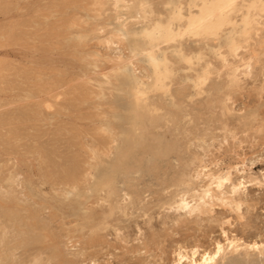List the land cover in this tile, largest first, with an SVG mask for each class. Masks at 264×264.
Returning a JSON list of instances; mask_svg holds the SVG:
<instances>
[{"label":"rangeland","instance_id":"374dc122","mask_svg":"<svg viewBox=\"0 0 264 264\" xmlns=\"http://www.w3.org/2000/svg\"><path fill=\"white\" fill-rule=\"evenodd\" d=\"M174 1L186 3L0 0V264H27L37 250V264H173L178 251L226 238L264 244V0L249 11V35L237 23L178 37L187 59L171 56L167 92L136 105L148 64L130 31L171 18ZM230 3L239 20L244 0ZM230 28L238 57L257 47L237 87L221 62L234 60ZM126 141L130 162L115 170ZM155 146L166 154L154 156ZM201 164L237 167L231 178L244 187L204 212L176 211ZM215 264H264V250L225 252Z\"/></svg>","mask_w":264,"mask_h":264},{"label":"bare ground","instance_id":"6f19581e","mask_svg":"<svg viewBox=\"0 0 264 264\" xmlns=\"http://www.w3.org/2000/svg\"><path fill=\"white\" fill-rule=\"evenodd\" d=\"M122 2H123V0H114L115 4L122 3ZM185 2L186 3L183 4L182 2H177V1L175 2L174 1L173 5H172L173 16L169 19L167 18L165 20V22L162 21V18L160 17V15L156 16V18H154V19L150 18L148 20L145 19L147 16L143 15L142 18L147 20V21L144 20L141 28L138 31H130V33H132L133 35H135V36L138 35L139 37H142V39L144 40V43H143L144 46H142L140 48L138 54L141 55L143 57V60L146 61L148 64L147 74L145 77H143L144 79H142V80L146 79V81H141V80L138 81L135 78V83L139 87L137 90L134 91V97L136 99L135 100L136 105H139L140 103L142 104L143 102L146 103L145 102L146 99H144L142 97L150 91H154V90L158 89V90L162 91L163 93H165L167 85L165 84L164 80H165L167 74L170 72V68L173 65L171 60H170L171 56L174 55L176 57L181 56L182 58H186L185 54H183V52H185V51L182 52V50H184L186 47H184V48L181 47L182 44L177 43V38L185 34V29L189 28L190 23L198 25L200 27L201 31L210 32V33H213V31L219 25L227 24L229 26H233V25L238 23L239 24V30H238L239 33L246 35V34H248V28H249L248 26L253 22V19L249 17L250 16L249 11H250V9L254 8L255 4H256V2L254 0H244L245 4L239 5V7L237 8V10L235 12V15L237 13H240L239 14L240 15L239 20H236L232 16L229 15L228 11H226V10L222 11V9H221L222 5L230 3L231 0H185ZM10 3H12V2H10ZM139 4H140V6H142L144 4V2H140ZM129 6L130 5L125 6V7L128 8ZM261 6H262L261 8L264 9L263 8L264 2L261 3ZM183 9H185L187 11V13L185 15L182 14ZM174 18L179 20V21L183 20L184 23L182 21L181 25L173 28L171 19H174ZM255 22H257V21H255ZM261 25L264 26V24H261ZM14 33H15V31H14ZM234 33L235 32L233 31V28L232 29L230 28V30L227 33L229 36L227 38V40L230 43V47L228 45H227V47L231 48L232 52L234 53L233 54L234 55L233 56L234 62L232 61V59L231 60L227 59L228 56L222 57L221 62H222L223 70H224V67L227 68V72H225V71L224 72L226 73L225 75H226L227 80H228V85L233 86V87H237V86H239V80H240L239 76H241V75L247 76L249 74V70L247 68H249V66H250V60H252L254 58L253 53L255 51H257V50H255V49H257V47H255V49L253 48L252 51L250 49L249 56H247L246 59H244L241 56L238 57V55H241V54L236 53L239 47H237L236 44L234 43V38L232 36ZM205 43H207V42H205ZM204 44L203 45L201 44L203 46L202 48H204ZM237 45H239V44H237ZM239 46L241 47V45H239ZM256 46H259V44ZM214 47H216V46L214 45ZM214 47L212 46L213 50H215L214 52H217L218 49L216 51V48L214 49ZM244 47H246V46H242L241 48H244ZM249 47L250 46H248V48ZM181 48H183V49H181ZM218 48H220V47L218 46ZM245 51H247V50H245ZM219 52L220 51H218V53H217L218 55H219ZM223 54H221V55H223ZM229 54L230 53H228V55ZM115 58L119 61L122 60V57L120 54L115 56ZM219 62H220V59H219ZM243 67H244V70H242ZM51 68H53V67H51ZM220 68H221V66H220ZM21 76H22V74H21ZM5 79H6V77H5ZM11 79H13V78H11ZM157 103L158 102H150V103H147L144 105H145V108H147V109L156 110L157 109V107H156ZM145 140L146 139L144 136H140L138 139V142L141 143ZM125 143L126 144L123 147V151L115 158V170H116V168H121V167L126 168L130 162L131 152H132L131 150L133 147L131 145V141H126ZM151 152L154 156H162V155L166 154L167 149H165V147L159 148V147L155 146V151H151ZM199 168H200V170L197 171L195 173V175H193L194 177L191 176L192 181L187 184V189H185V191H183V192L181 191V193L177 194L175 199L173 200L172 204L174 205V207H175L174 209L176 211H180L186 215H191L195 212H198V213H200L202 211L204 212V210H207L208 207L215 200L222 201L223 199H227V198L232 200V198L235 195H238V193H240L239 191L242 189L241 187H244V186H242L243 183L241 184L240 181L233 182V180L231 178V172L234 170L238 171L237 167H227L226 169L224 168L225 170L224 169L223 170H221V169L220 170H217V169L212 170V169H208L207 165L201 164L199 166ZM225 178H227L226 181L224 183H221V181L225 180ZM217 185H219V187H217ZM226 186L228 188L227 190H225ZM234 188L236 189L235 192L233 191ZM4 233H6V232H4ZM18 239H20V238H18ZM225 242L226 243L223 244V243L217 241L214 243V247L212 250H204L202 253L198 252L197 249H192L190 251V254L178 251L176 253V259L173 262V264H206V262H205V255L206 254L209 258L210 264H215L219 258L223 259L225 252L235 253V252L239 251L241 248L246 249V250H254V251L256 250L257 252H261L264 250V244L260 245V243L259 244H256V243L247 244V245H244V247H242L241 246L242 244L238 243V241L234 240V239L226 238ZM17 243H19L18 240H17ZM22 243L20 240V243L14 245V246L20 248V245ZM217 244L221 245V252L218 256H215ZM25 246H26V244H25ZM16 249H15V251H16ZM12 250H13V248H12ZM12 250H11V252L15 253ZM31 252H32V250H31ZM13 253H11V256ZM35 253H36V256L34 254V257L32 258V260L30 259L31 261H28L27 264H37L39 262V259H40L38 256L39 250H37ZM15 256H12V257H15ZM213 256H215V259H212ZM3 260H5V259H3ZM4 263H7V261H5ZM23 264H26V263L24 262Z\"/></svg>","mask_w":264,"mask_h":264},{"label":"snow or ice","instance_id":"6c2138e0","mask_svg":"<svg viewBox=\"0 0 264 264\" xmlns=\"http://www.w3.org/2000/svg\"><path fill=\"white\" fill-rule=\"evenodd\" d=\"M233 5L231 3H228V4H225V5H222L221 6V9L222 11L223 10H226V9H229V8H232ZM200 27L196 24H193V23H190L189 25V28L188 29H185V34L187 35H199L200 34ZM188 62L190 63L191 60L189 59ZM227 178H225V180H222L221 183H224L226 181ZM217 187H219V185H217ZM235 188L233 189V191L235 192ZM239 206H237V209H238ZM221 252V245L220 244H217L216 245V253H215V256H218ZM215 256L212 257V259H215ZM205 262L206 264H210V261H209V258L207 256V254L205 255Z\"/></svg>","mask_w":264,"mask_h":264}]
</instances>
